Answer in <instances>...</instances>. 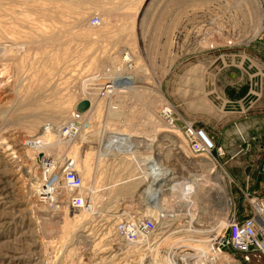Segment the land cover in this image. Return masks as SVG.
Instances as JSON below:
<instances>
[{
  "label": "rangeland",
  "instance_id": "rangeland-1",
  "mask_svg": "<svg viewBox=\"0 0 264 264\" xmlns=\"http://www.w3.org/2000/svg\"><path fill=\"white\" fill-rule=\"evenodd\" d=\"M262 18L261 0H0V264H192L199 240L211 249L228 219L252 214L264 198ZM76 119L78 134L61 137ZM187 123L211 151H191ZM104 126L136 149L104 151ZM44 156L57 172L75 157L82 176L88 157L94 213L40 201ZM153 159L171 178L151 185ZM209 171L227 193L193 183ZM147 217L157 229L145 239L116 236ZM222 253L232 259L218 264H264Z\"/></svg>",
  "mask_w": 264,
  "mask_h": 264
},
{
  "label": "built area",
  "instance_id": "built-area-1",
  "mask_svg": "<svg viewBox=\"0 0 264 264\" xmlns=\"http://www.w3.org/2000/svg\"><path fill=\"white\" fill-rule=\"evenodd\" d=\"M263 12V28H264V0H261ZM91 24L98 26L101 24L100 16H93ZM129 62V56L125 57ZM112 81L102 84L100 94L104 97H109L113 92ZM113 87V88H112ZM109 90V91H108ZM167 109V110H166ZM162 115L172 121V110L165 107L162 110ZM77 117L80 115L76 114ZM77 120V119H76ZM72 120L61 130L60 135L65 139H72L78 134L80 125L78 120ZM186 136L189 142L191 151L200 154L211 151L212 146L205 137L202 130H196L192 124L187 123ZM210 146V149L208 148ZM208 148V149H207ZM43 178L39 190V199L42 202L56 205L58 202H65L67 206L73 209H83L90 206V200L87 193H83V179L79 172L75 169L74 161L69 158H63L60 164L61 178L57 179L59 186L55 183V178L52 174L58 173L56 169L52 168L53 161L51 158L44 156L42 159ZM59 164V162H57ZM63 181L64 190L60 187V181ZM89 200V201H88ZM257 207L253 208L252 214L242 218H230L228 224L222 234L213 240L215 250L223 251L224 248L230 247L235 252H238L245 262H259L264 257V198L257 199L254 202ZM165 217L164 214L160 215ZM157 229V222L151 217H147L139 223L135 221H120L115 226L116 236L123 241L129 243H136L142 238H146Z\"/></svg>",
  "mask_w": 264,
  "mask_h": 264
},
{
  "label": "bare ground",
  "instance_id": "bare-ground-1",
  "mask_svg": "<svg viewBox=\"0 0 264 264\" xmlns=\"http://www.w3.org/2000/svg\"><path fill=\"white\" fill-rule=\"evenodd\" d=\"M263 19V18H262ZM126 81V80H125ZM125 81H122L123 83H128L129 84V82L131 83V84H134L135 82H136V78L135 77H133V76H129L128 78H127V81H129V82H125ZM114 82V81H113ZM116 83V82H115ZM118 83V82H117ZM112 86L114 87H112L113 89V91L112 92H116V90H118L117 88H116V84H112ZM120 86H121V84H120ZM93 88V87H92ZM109 91V90H108ZM89 98V97H88ZM89 101H90V107H89V109L90 108H92V107H94V103H95V101H94V99L92 98V97H90L89 99H88ZM167 110V109H166ZM87 111V110H86ZM115 112V111H114ZM108 126V125H107ZM107 130H109V128L108 127H106V129H105V126L102 128V130H101V132L99 133L101 136L103 135V134H107ZM110 130H112V129H110ZM86 133H87V135H88V132H90L88 129L85 131ZM203 133H204V136L205 137H200L201 139L202 138H205V139H207L208 140V142L212 145V146H214V143H213V141H212V139L209 137V135L205 132V131H202ZM85 133V134H86ZM104 136V135H103ZM106 136H109V137H107L106 138ZM110 136H112V134H107V135H105L104 136V141H106V140H108L109 142L107 143V142H104L103 141V144H105V146H104V151H116V149H118V148H122V149H125L127 152L130 150V148H132V151H133V149L135 148L136 149V147H135V145H136V142H137V140L138 139H135V138H131V137H127L126 135H123V134H120V135H114V136H112L111 138H110ZM84 137L85 138H88V136L86 137V135H84ZM203 140V139H202ZM102 141V140H101ZM62 142H63V140H60L56 145L57 146H59V145H61L62 144ZM48 143H51V141H49ZM37 144V143H36ZM40 145H42V144H40ZM50 146H52V144H49ZM211 145H208L207 144V146H208V148L210 149V146ZM44 146V145H43ZM41 147V146H40ZM207 148V149H208ZM5 150V149H4ZM7 150V149H6ZM135 151V150H134ZM5 152V151H4ZM108 152V153H109ZM107 152L105 153V155H107L108 154ZM69 158H71L73 161H74V165H75V169L78 171V168H79V163H78V160L75 158V157H69ZM78 158V157H77ZM88 158V157H87ZM85 159V161H84V164H85V174L86 175H81L82 176V179H83V188L81 189V191L83 192V193H85L86 191H87V189H86V185H87V180H86V178H87V175H89V172H90V169H89V163H90V161H89V159ZM207 160V158H205V160H203V161H201L202 163H203V165H206V166H209V167H211L210 168V170H212L213 169V166H212V164L211 163H209V162H207L206 161ZM53 163V165H52V168L54 169L55 167H56V165H57V162H55V161H53L52 162ZM152 165H151V169H152V171L150 172V173H147V178H150L151 179V185L152 184H155L156 182H152V178H156V179H167V178H169L170 177V171H168L167 169H166V171H165V168L164 167H162V164H159L158 162H155L154 161V159L152 160ZM80 171V170H79ZM212 171H209L207 174H202V175H200V174H197V175H193V183H197V186L199 185V186H201V187H204V186H212V187H219V189L220 190H222V192H225V193H227V190H226V188H225V186L222 184V182H223V177H221V176H216V177H212V173H211ZM52 177H54L55 178V183H56V185L57 186H59V182H56L57 181V179H60L61 178V173L60 172H58V173H56V174H52L51 175ZM171 178V177H170ZM7 185V184H6ZM166 185H169V182H166ZM133 186V185H132ZM5 188V187H4ZM4 188H2V189H4ZM1 190V189H0ZM91 192V191H90ZM180 192V191H179ZM9 193V192H8ZM12 193V192H11ZM96 194V193H95ZM11 195V194H10ZM227 194H225V196H226ZM7 196V195H6ZM177 196V195H176ZM2 197V196H1ZM0 197V198H1ZM91 198V200H90V206L88 207V208H83V209H80V210H83V211H81V213L79 214V215H76V216H82L84 213L86 214L88 211H89V213H94V211H95V205H94V203H93V201H92V199H93V195H91L90 196ZM11 199V198H10ZM8 201V200H7ZM7 201H5V202H7ZM89 201V200H88ZM4 202V201H3ZM11 202H12V200H11ZM9 204H10V202H9ZM12 204V203H11ZM255 205V207H257V204H254ZM228 207H229V202H228ZM86 212H85V211ZM88 213V214H89ZM75 216V217H76ZM199 241H201L200 242V244H198L199 245V247L200 248H198V250H200V252H199V260L197 261H195L194 263H192V264H218V261H227V263H228V261H230L231 259H230V257L228 256V255H226V254H224V253H222L221 251L220 252H218V251H216V250H214L213 249V246L214 245H212L211 246V249H210V246L209 245H207V244H205V243H203V241L202 240H199ZM15 248V247H14ZM214 248H215V246H214ZM210 252V253H209ZM183 258V257H182ZM170 261V260H169ZM185 261V260H184ZM174 262V261H173ZM224 263V262H223ZM173 264H179V261H176L175 263H173ZM187 264H189V263H187ZM231 264V263H230Z\"/></svg>",
  "mask_w": 264,
  "mask_h": 264
},
{
  "label": "water",
  "instance_id": "water-1",
  "mask_svg": "<svg viewBox=\"0 0 264 264\" xmlns=\"http://www.w3.org/2000/svg\"><path fill=\"white\" fill-rule=\"evenodd\" d=\"M90 107V101L88 99L81 100L77 105V110L79 112H85Z\"/></svg>",
  "mask_w": 264,
  "mask_h": 264
},
{
  "label": "crops",
  "instance_id": "crops-1",
  "mask_svg": "<svg viewBox=\"0 0 264 264\" xmlns=\"http://www.w3.org/2000/svg\"><path fill=\"white\" fill-rule=\"evenodd\" d=\"M139 37H141V36L139 35Z\"/></svg>",
  "mask_w": 264,
  "mask_h": 264
},
{
  "label": "trees",
  "instance_id": "trees-1",
  "mask_svg": "<svg viewBox=\"0 0 264 264\" xmlns=\"http://www.w3.org/2000/svg\"><path fill=\"white\" fill-rule=\"evenodd\" d=\"M262 259H264V257Z\"/></svg>",
  "mask_w": 264,
  "mask_h": 264
}]
</instances>
